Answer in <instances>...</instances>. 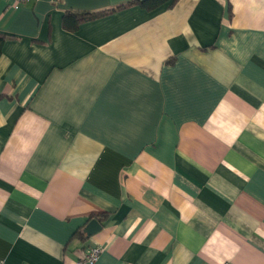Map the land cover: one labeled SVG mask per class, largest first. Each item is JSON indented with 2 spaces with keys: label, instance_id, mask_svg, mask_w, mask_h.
Segmentation results:
<instances>
[{
  "label": "crops",
  "instance_id": "crops-1",
  "mask_svg": "<svg viewBox=\"0 0 264 264\" xmlns=\"http://www.w3.org/2000/svg\"><path fill=\"white\" fill-rule=\"evenodd\" d=\"M139 1L0 0L5 264H264V0Z\"/></svg>",
  "mask_w": 264,
  "mask_h": 264
},
{
  "label": "trees",
  "instance_id": "trees-1",
  "mask_svg": "<svg viewBox=\"0 0 264 264\" xmlns=\"http://www.w3.org/2000/svg\"><path fill=\"white\" fill-rule=\"evenodd\" d=\"M174 0H141L139 3L146 9L153 10L161 6H169ZM117 8H110L100 11H66L62 17V24L64 28L75 29L79 22L83 20H89L98 16L107 14L108 12L114 11ZM4 36L0 35V43L3 41Z\"/></svg>",
  "mask_w": 264,
  "mask_h": 264
},
{
  "label": "built area",
  "instance_id": "built-area-1",
  "mask_svg": "<svg viewBox=\"0 0 264 264\" xmlns=\"http://www.w3.org/2000/svg\"><path fill=\"white\" fill-rule=\"evenodd\" d=\"M11 2H26V1H31V0H10ZM101 252V247L100 246H95V247H92L89 252L83 257V258H80L76 261V264H83L84 262H94L98 255L100 254ZM0 264H5V262L3 260H0Z\"/></svg>",
  "mask_w": 264,
  "mask_h": 264
},
{
  "label": "water",
  "instance_id": "water-1",
  "mask_svg": "<svg viewBox=\"0 0 264 264\" xmlns=\"http://www.w3.org/2000/svg\"><path fill=\"white\" fill-rule=\"evenodd\" d=\"M101 227L99 221L96 218L89 219L87 223L83 226L82 231L85 233L86 237L93 235Z\"/></svg>",
  "mask_w": 264,
  "mask_h": 264
}]
</instances>
